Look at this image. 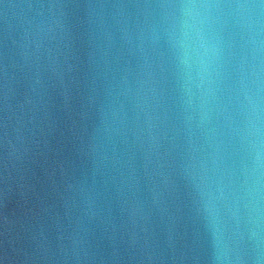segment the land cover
Instances as JSON below:
<instances>
[{"label":"water","instance_id":"1","mask_svg":"<svg viewBox=\"0 0 264 264\" xmlns=\"http://www.w3.org/2000/svg\"><path fill=\"white\" fill-rule=\"evenodd\" d=\"M0 264H264V0H0Z\"/></svg>","mask_w":264,"mask_h":264}]
</instances>
